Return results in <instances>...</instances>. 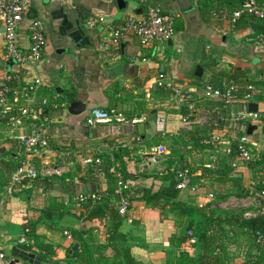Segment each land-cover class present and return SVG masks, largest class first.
<instances>
[{"label": "crops", "instance_id": "0c3cea01", "mask_svg": "<svg viewBox=\"0 0 264 264\" xmlns=\"http://www.w3.org/2000/svg\"><path fill=\"white\" fill-rule=\"evenodd\" d=\"M28 2V9L33 10L34 18L41 21L45 37L42 54L37 61L25 64L9 58L0 20V80L16 79L20 86H32L36 88L34 102L46 98L48 104L41 108L38 120L0 121V252L9 262L17 257L18 261L13 264H76L67 257V249L75 243L71 231L89 226L91 230L88 233L96 243L104 245L107 223L98 219L88 223L79 218L81 208L74 197L85 191L104 189L111 183L103 174H86L79 161L100 148V151H111L122 147L128 153L125 164L132 192L134 187L136 192L147 188L155 190L159 180L150 174L161 175L174 166H178L177 174L180 169L188 168L191 177L190 187L178 189V201L190 209L187 214H181L170 206L160 210L142 200L131 201L119 230L127 235V244L132 248L134 259L143 264H165L172 253L186 251L194 255L196 250L188 241L189 237L174 248L169 243L170 236L182 231L189 223L194 225L201 218L198 207L204 208L207 213H216V207L221 209L231 197L236 198L234 194L222 196L241 186L243 174L240 170L246 167L230 154L231 136L238 134L236 131L226 135L211 133L202 147L197 148L193 147L183 131L193 123L210 125L213 119L228 125L229 120H233L232 114L241 111V105L233 103L229 109L200 106L196 108L193 122L183 120L184 115L170 113L167 108L171 105L176 108L182 105L190 107L204 97L194 93L185 100L172 99L155 86L154 79L158 73L164 72L179 84L193 86V76L207 81L210 73L230 72L233 67L255 71L259 63H264L260 55L264 53V42L251 35L248 28L232 29V22L215 13L220 8L235 9L241 4L230 8L231 4L237 5L238 0H149L161 12L176 15L170 42L161 48L157 41L141 43L132 33H127L117 44L106 45L102 39L106 33L103 24L88 25L86 22L102 16L106 21L118 24L129 15L142 16L148 5L146 2ZM31 20L24 15L18 26L16 42L23 51L30 44L28 26ZM148 52L151 53L149 56H142ZM197 66L202 71L200 77L194 75ZM36 78L40 83L37 87L34 84ZM257 90L259 94H264V88ZM24 92L25 89H21L14 94V99L20 102L19 106L27 102L22 95ZM71 101L86 103L85 110L77 114L69 112ZM262 102H255L257 112ZM7 103L11 104L8 100ZM94 107H116L127 118L139 120L87 125L84 116L87 110ZM33 130L48 139L51 153L33 157L40 177L34 188L17 184L12 189L14 168L23 159L15 136ZM256 130L257 127L252 132ZM213 135L217 140L206 143ZM137 137L140 139L136 140ZM261 139H251L255 143L252 147L262 146ZM157 145H163L165 152L156 154L152 148ZM168 162H173L170 168H167ZM207 164L210 166L206 167ZM117 165L114 160V170ZM207 194L212 195L210 201L199 206L198 199ZM53 199L62 202L59 210L62 213L41 220L35 226V233L51 243L54 251L42 262L37 259L39 250L35 246L29 250L25 245L31 238L27 236L24 224L39 218L41 210ZM108 203L116 206L113 198ZM16 245H22L26 252L36 255L38 263L19 258V252L14 250ZM13 253L16 255L13 256Z\"/></svg>", "mask_w": 264, "mask_h": 264}, {"label": "trees", "instance_id": "16d2710c", "mask_svg": "<svg viewBox=\"0 0 264 264\" xmlns=\"http://www.w3.org/2000/svg\"><path fill=\"white\" fill-rule=\"evenodd\" d=\"M245 1L246 0H238L239 3L235 6L231 4L230 8H235ZM231 24L234 30L248 28L251 35L257 36L264 34V21L252 14L242 13L238 18L232 21ZM150 52L142 56H149L151 54ZM260 55H262L264 59V53H260ZM259 64L260 66L253 72L236 67H233L230 72L215 71L210 73L207 81H202L201 78L193 76L192 84L194 85L209 84L213 87L224 88L226 84L228 85V83L233 82L236 85L234 103L241 105V111L247 110L248 102L263 101L258 112L261 114L260 119L252 121L229 120L228 125L224 124V122L217 123L215 119H213L212 124L205 126L199 123H191L192 125L184 129L183 132L188 139L192 141L193 147H202L205 138L210 136L209 134L211 133L220 132L226 135L234 130L238 134H246L247 126L250 124L255 125L258 130L252 132L251 135L246 134L248 138L261 139V137L264 136V94H259L258 92L251 99L244 98V95L250 92L246 88L247 86L251 85L259 90L264 88V66L262 65L264 63ZM1 81L6 88L5 94L7 100L11 103V109H9L8 112H0V121L5 123L8 122L11 116H17L19 113L18 104L20 102L14 99L15 92H19L21 89H25V92L30 91L32 86H20L17 84L16 79H1ZM205 105L229 109L230 104L225 103L222 99L204 98L198 99V101L192 103L190 107L188 105H182L176 108L174 105H171L167 108V111L182 116L184 115L186 116L185 120L193 122L196 115V108ZM41 113L42 111H40V114ZM25 120L33 121L31 119ZM139 139L140 138L137 137L136 140ZM100 149L94 153V155L100 158V163L88 165L84 164L82 161L79 162L86 174H93L92 172L103 174L107 182L111 183V185L104 189H95L91 191L100 194L99 200L93 204L89 202H77L81 208L78 217L88 223H92L95 219L100 220L101 223H107V239L102 246L96 243L95 239L88 233L89 230H91L90 226L89 228L72 230L71 235L74 242L77 244V248L70 253L73 244L69 246L67 249V257L71 258V261L76 264H143L141 261H136L134 259L132 248L127 244V235L119 230L125 216L118 214L115 208L116 206H111L108 203L110 198H113L116 200L117 204L119 198L118 194L115 193L117 175L114 171H110V169L115 160L118 163L117 168L119 169L123 181L128 185V188L130 186L131 191L130 189L123 191L129 200V208L131 201L133 199H138L160 210L164 209L166 206H170L178 210L181 214H187L190 212V209L178 201L179 190L176 188V183L178 181L176 169L178 166H174L171 171H167L161 175L156 173L153 175L150 174V176L159 180V185L155 190L147 188L141 192H136V187H134L132 192L131 182L129 181V175L125 164L126 158H128L127 149L122 147H116L111 151H100ZM230 154L237 157L238 160L235 139H231L230 141ZM240 162L244 163L243 160ZM172 163L168 162L167 168H170ZM19 164L14 170L18 168ZM249 167H251V164H249ZM256 170L254 171L252 182L256 184L257 189L264 190V169ZM37 178H40L39 175L35 178L24 176L17 180L12 179V189H14L17 184L34 188ZM230 178H234L233 175H230ZM42 179L45 180L44 178ZM237 190V194L239 195L246 194L242 192V186ZM86 193L90 192L85 191L79 194ZM232 194L237 195L236 191H231L224 194L222 197ZM51 201V203L41 210V216L39 218L30 220L24 224V227L27 229L26 234L31 238L25 245L29 250L35 246L39 250L36 254L37 259L42 262L46 260L47 255H53L54 251L51 243L46 242L43 237L35 233V226L41 220L45 221L46 218L59 213V210L62 208V202L54 201V199ZM198 212L201 218L194 225L191 223L187 224L182 231H177L169 238V243L174 248H177L182 242L187 240V230L190 229L192 235L196 239L193 243L196 250L195 254L190 255L186 251L172 253L170 257H167L165 264H264V240L258 239L259 236L264 237V213H258L252 216H245L243 212L226 214L221 212L207 213L205 209L201 207H198ZM52 264L54 263L52 262Z\"/></svg>", "mask_w": 264, "mask_h": 264}, {"label": "built area", "instance_id": "2783aa9c", "mask_svg": "<svg viewBox=\"0 0 264 264\" xmlns=\"http://www.w3.org/2000/svg\"><path fill=\"white\" fill-rule=\"evenodd\" d=\"M139 3L146 2L145 12L142 16H127L123 22L113 24L106 21L104 17L99 16L97 18L87 20L88 25H95L96 23H102L105 29L103 35L104 44H117L119 43L127 33H132L141 43H148L150 41H157L161 48L166 45V42L170 39L174 29L175 14H168L161 12L156 6L151 4L149 0H137ZM28 0H0V20L3 23V37L5 41V50L9 58L16 63H31L37 61L41 54L45 37L39 19L33 18L28 26L30 44L27 50H21L17 46V30L21 19L24 17L25 12L28 9ZM221 18L227 21H234L242 13H248L256 16L264 21V0H246L238 8L227 9L220 8L215 11ZM259 42H264V34L256 36ZM162 50V49H161ZM34 84L39 83V79L34 80ZM154 84L157 88H161L168 93V95L175 100H182L194 93H198L201 97L208 99H222L227 104H233L236 90V85L230 82L224 88L213 87L209 84L205 85H189L179 84L170 75L164 72L158 73L154 79ZM250 92L244 95V98L251 99L256 93L257 89L254 86L246 87ZM6 88L3 86L0 80V112H8L11 106L7 103V96L5 94ZM36 88H32L29 93L24 92L27 102L18 106V115L11 116L9 121L21 122L25 119H31L33 121L38 120L41 116L40 110L43 106L48 104L46 98H42L40 102H34V95L36 94ZM55 106V103H51ZM261 114L258 112L239 111L232 114V119L235 121H252L260 119ZM186 116L183 117V120ZM137 118H127L124 113L116 107H109L107 109L91 108L87 110L84 116V123L87 125H93L95 123H108V122H136ZM232 139L236 141V150L238 153V159L244 162L250 158V148L255 145L253 140L247 137L246 134H233ZM16 142L22 150L23 159L20 161L16 172L12 176L13 180L20 179L24 176L35 178L38 175V171L34 166L33 157L37 155H44L51 153V147L49 146L48 139L33 130L29 133L17 134L15 136ZM216 136L209 137L205 142L212 143L216 141ZM156 154H162L165 152L163 145H157L152 148ZM98 151V150H97ZM84 164H98L100 158L96 155L86 154L82 158ZM210 165L207 164L206 167ZM112 171L116 173L117 183L115 193L118 194V202L116 209L118 214L126 216L129 211V200L123 193L124 190H128V185L123 181L120 172L118 170ZM179 181L176 184L177 189L184 188L191 185L190 172L188 168H182L178 171ZM263 193V192H262ZM212 195L207 194L198 199V205L204 206L206 202L210 201ZM76 202L93 204L98 201L100 194L90 192L86 194H78L75 197ZM264 213V212H261ZM64 234L70 236L68 232L64 231ZM190 243L195 242V237L191 231H187ZM0 264H9V260L6 258L3 252H0Z\"/></svg>", "mask_w": 264, "mask_h": 264}, {"label": "rangeland", "instance_id": "374dc122", "mask_svg": "<svg viewBox=\"0 0 264 264\" xmlns=\"http://www.w3.org/2000/svg\"><path fill=\"white\" fill-rule=\"evenodd\" d=\"M261 140L263 142L262 146H255L250 148V158L244 162L245 165L243 162L241 163L246 168L240 170L243 174L240 185L243 188L242 192L246 194L239 195L237 194L238 190L233 189L234 191H236V198L231 197L228 201L225 202V206L223 208L219 209L216 207L217 210L215 212H221L223 214L243 212L245 216H252L264 212V190L257 189L256 184L252 182L255 173L254 171L256 169H264V136H262ZM249 164H251V167H249ZM116 170L119 171L118 168H116ZM258 239L264 240V237L259 236Z\"/></svg>", "mask_w": 264, "mask_h": 264}, {"label": "water", "instance_id": "95a60500", "mask_svg": "<svg viewBox=\"0 0 264 264\" xmlns=\"http://www.w3.org/2000/svg\"><path fill=\"white\" fill-rule=\"evenodd\" d=\"M25 16L27 18H29L30 20L34 18V15H33V10L32 9H28L26 11V14ZM167 42H170V40H168ZM201 68L199 66H197L194 70V75L197 76V77H200L201 76ZM86 108V103L84 102H81V101H71L69 103V108H68V111L71 112V113H74V114H77V113H80L82 112L83 110H85ZM247 111L249 112H257L258 111V105L257 103L255 102H248L247 103ZM256 126L255 125H248L247 126V130H246V133L248 135H250L252 133V130L255 129ZM77 248V244L74 243L70 249V253L72 251H74L75 249ZM14 250H17L19 252V258L23 259V260H27L29 262H34V263H38L37 259H36V255H34L33 253H30V252H26L25 251V247L22 246V245H16L14 247ZM16 254L13 253V256H15ZM18 261V258H14L12 261L9 262V264H13V263H16Z\"/></svg>", "mask_w": 264, "mask_h": 264}]
</instances>
